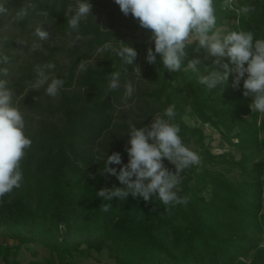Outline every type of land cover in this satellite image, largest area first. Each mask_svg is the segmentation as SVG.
<instances>
[{"label":"trees","instance_id":"trees-1","mask_svg":"<svg viewBox=\"0 0 264 264\" xmlns=\"http://www.w3.org/2000/svg\"><path fill=\"white\" fill-rule=\"evenodd\" d=\"M24 2L10 0L9 6L19 8ZM31 2L50 13L43 24L49 40L34 36L45 20L34 12L20 23H10V17L0 20V37L9 38L8 78L32 140L21 161V187L0 198V235L15 241L0 242V262L22 264L21 247L39 244L50 255L34 264H80L77 257L104 251L116 264H264V114L251 110L243 81L234 89L230 75L209 90L196 73L185 70L187 60L178 72L164 68L159 55L156 64H148L147 49H154L149 30L131 15L125 17L114 0H89L91 14L81 20L82 39L75 42L76 33L67 34L65 12L72 6L74 14L76 0ZM215 4L222 35L243 30L251 31L254 41L264 39V0H233L227 9L222 0ZM245 7L250 11L244 12ZM109 41L114 48L122 43L133 47L137 58L124 64L114 51H98ZM195 47L193 42L187 48V59L202 61L200 76L208 74L206 67L223 71L213 64L214 57L205 59ZM48 62L55 64L46 71L49 82L65 81L55 98L45 94L47 85L32 88L34 66ZM222 62L231 66L226 57ZM137 65L142 78L134 74ZM113 71L121 72L120 87L109 92ZM127 82L135 91L125 100ZM170 105L183 143L200 157L199 164L183 170L174 189L187 203L166 212L156 197L147 203L130 193L111 201L98 197L102 188L126 189L115 176L101 173L113 152L121 154L122 163L110 167L119 171L128 163L129 122L145 127ZM205 125L231 149L214 152ZM163 163L169 165L166 159ZM105 203L112 205L107 212L100 208Z\"/></svg>","mask_w":264,"mask_h":264},{"label":"clouds","instance_id":"clouds-1","mask_svg":"<svg viewBox=\"0 0 264 264\" xmlns=\"http://www.w3.org/2000/svg\"><path fill=\"white\" fill-rule=\"evenodd\" d=\"M122 14L131 15L139 26L149 30V41L154 43V49L149 47L146 53V61L150 65L157 63V55L160 63L169 72L181 70L182 63L187 60V70H191L199 77V84L207 89H216L218 85L225 84L229 76H233L232 87L239 88L243 81V96L252 97L250 108L252 111L264 114V39H255L251 31H230L222 35L217 30V16L215 0H114ZM233 0H222L221 7H232ZM10 0H0V20L10 17V23L24 21L31 12L44 17L34 31V36L40 41L51 38V33L43 28L50 13L39 9L36 3L26 0L19 8H11ZM93 5L89 0H76L73 13L69 6L65 15L68 17V35L74 37V42L82 39L80 35V22L91 14ZM244 12L250 11L248 7ZM54 22V21H53ZM23 45V41H16ZM195 42L194 52L203 50L205 59L214 57L213 64L222 68L209 70L207 75H199V65L202 61L198 58L187 59V48ZM9 44L7 36L0 37V198L12 192L14 188L21 187L23 172L21 161L26 155V150L32 145V140L25 133L26 122L20 107L16 104V94L9 77L10 56L5 51ZM37 46H33L36 50ZM100 52L114 51L124 64H132L137 58V51L122 43L119 48H114L112 43L106 42ZM228 58L229 63H223V58ZM86 61H81L83 67ZM55 64L48 62L44 65L36 64L35 82L32 88L39 90L47 85L45 94L57 97L65 81L52 78L49 82L47 70L54 69ZM134 74L141 77V68L135 66ZM108 91H114L120 87L121 72L113 71L109 75ZM135 89L131 82L125 84L124 99L132 97ZM176 116L175 106L167 107L163 115L157 114L151 123L145 127L137 128L129 122L128 144L126 148L129 156L128 163L120 167L119 171L109 165H120L121 154L113 152L106 156L104 171L115 176L117 180L126 186L102 188L96 195L105 201L113 198L124 199L129 195L141 197L146 203L153 197L158 198L165 211L170 212L171 207L186 204L187 198L179 197L174 189L181 183V173L184 169L200 163L199 155L187 147L183 141L178 124L173 123ZM167 117V119H165ZM166 159L174 165V171L165 167ZM112 205H101L102 211H109ZM154 210V209H152Z\"/></svg>","mask_w":264,"mask_h":264},{"label":"rangeland","instance_id":"rangeland-1","mask_svg":"<svg viewBox=\"0 0 264 264\" xmlns=\"http://www.w3.org/2000/svg\"><path fill=\"white\" fill-rule=\"evenodd\" d=\"M150 31L147 33V36L150 37ZM131 40L130 37H128ZM187 120L191 124H195V121L191 117H187ZM204 130L207 134V142L212 147L213 151L216 153L223 152L226 150H230L231 146L228 142L224 141L218 131L210 127L209 125L203 126ZM191 148H194L191 147ZM170 162L169 165L167 164L165 167L170 169ZM0 242H5L9 244H15V241L11 238H4L0 235ZM50 252L48 248L39 245V244H27L21 247L19 252V260L22 264H34L35 260L41 259L43 260L45 257L49 256ZM80 264H116V262L109 256L107 251L102 253L93 252L92 256L90 257H77ZM0 264H4L0 262Z\"/></svg>","mask_w":264,"mask_h":264}]
</instances>
